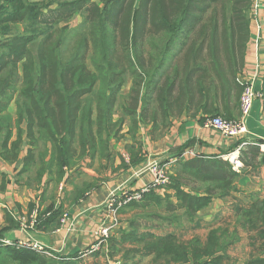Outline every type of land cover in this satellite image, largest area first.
I'll use <instances>...</instances> for the list:
<instances>
[{
    "label": "trees",
    "instance_id": "obj_1",
    "mask_svg": "<svg viewBox=\"0 0 264 264\" xmlns=\"http://www.w3.org/2000/svg\"><path fill=\"white\" fill-rule=\"evenodd\" d=\"M251 5L252 0H0V157L15 163L26 144L19 176L39 163L37 180L49 174L59 184L83 159H111L110 143L127 119L136 139L140 124L156 129L191 108L213 116H220L222 104L230 110L243 90L238 79L251 39ZM77 16L80 26L63 35L60 25ZM13 103L15 120L8 112ZM143 157L133 155L131 163ZM243 164L255 170L264 165V154L256 148ZM180 166L171 191L160 196L152 190L132 206L178 212L193 221L216 196L237 200L241 173L229 161L195 157ZM96 186L76 193L82 197ZM233 209L249 240L242 264H264V200L238 201ZM56 216L52 212L47 220ZM11 218L9 224L16 225ZM131 228L122 241L111 240L113 250L129 244L138 248L137 256L171 264H237L227 255L230 243L218 237L221 230L211 231L205 242L183 244L174 233L141 232L136 222ZM0 264L70 263L7 247L0 249Z\"/></svg>",
    "mask_w": 264,
    "mask_h": 264
},
{
    "label": "crops",
    "instance_id": "obj_2",
    "mask_svg": "<svg viewBox=\"0 0 264 264\" xmlns=\"http://www.w3.org/2000/svg\"><path fill=\"white\" fill-rule=\"evenodd\" d=\"M76 18L82 21L80 16ZM249 20L251 39L246 51L244 71L248 74L251 73L256 60L259 59L263 76L257 82L256 90L263 92L264 19L261 22V46L257 56L253 45L256 27L252 22L251 12L249 13ZM239 103L240 97L235 105L231 104L228 111L222 104L219 107V115L225 119L227 117L238 119L240 117ZM208 117L214 116L202 109L191 108L190 111L185 110L178 116L170 117V126L165 129L161 125L155 129L153 125L140 124L136 139L128 133V128L123 127L119 138L113 139L110 143L111 163L107 165L105 162V166H108L105 172L107 173L106 177L102 178L92 168L95 166V162L99 161L98 157L95 160L87 159L85 160L86 164L84 163L86 167L81 169V173L85 176L84 182L93 183L97 181V186L80 197L76 192L84 188L73 187L69 189V183L74 182L75 175L72 174L70 181L65 185L68 188L67 194L62 200L53 203H46V200H41L31 191H24V187L20 185L19 173L23 168V161L26 156V144H24L20 158L15 163H8L0 157V239L11 243L36 242L45 246L53 256L40 255L47 258H62L68 263L78 260L76 259L78 254L81 255L97 242L95 232L107 214L104 203L109 194L119 188L138 190L148 185L151 182V175L143 169L151 160L165 162L175 159L181 162L201 157L229 161V158L233 157L242 164V167L236 170L241 173V177L236 182L239 192L234 194V198L237 201H242L245 205L252 200H264V165L253 170V168L245 167L243 164L244 161L251 162L253 150L259 149L255 144L264 143V98L255 102L252 113L246 120L249 132L246 136L236 139L225 138L218 131L203 126ZM138 147L141 149L139 150ZM138 151L140 153L135 156ZM259 152L263 153L260 149ZM133 155L135 159L144 157L138 160L136 164H132ZM258 162L259 159L256 160L255 164ZM233 205L232 202L225 204L214 199L207 208L209 210L207 213H210L215 220L213 223L211 220L209 221L211 223L205 222L212 226L219 217L223 219L225 216H233ZM35 206L40 207L41 213L53 206V209L47 212H58L59 216L49 221L46 220L34 229H24L21 219L26 218L28 220L31 214L30 210ZM207 210L205 209V213ZM65 213L69 215V221L64 227H61L60 220ZM10 216L16 225L9 224L8 218ZM5 228L9 229L5 230ZM7 247L13 246L0 245V249ZM246 253L248 254L249 251Z\"/></svg>",
    "mask_w": 264,
    "mask_h": 264
},
{
    "label": "rangeland",
    "instance_id": "obj_3",
    "mask_svg": "<svg viewBox=\"0 0 264 264\" xmlns=\"http://www.w3.org/2000/svg\"><path fill=\"white\" fill-rule=\"evenodd\" d=\"M31 1H34V0H31ZM81 23L82 21L80 19L78 20L75 17L70 22L66 24H61L60 28L62 29L63 35H65L66 31L69 33L71 30H76L78 26H80ZM15 33H18V31H15ZM75 41L76 40L74 39L70 40L69 42L71 43L70 45H74ZM68 53L70 52L66 51L63 54L66 55ZM90 56L91 54L89 53L87 57V65L92 69V61L90 59ZM129 87L130 86H128L127 84V87L124 90L125 93L129 89ZM15 100H17V97L15 98ZM17 111H18L17 105L13 103L10 106L8 112L10 113L12 117H14L13 118L14 120L16 119ZM214 117H221V116H214ZM227 120H236V119H227ZM163 121L164 119L162 120V122H160L161 124H159V125H162L161 126L162 128L165 129L170 126L169 125L171 122L170 119L165 120L164 123ZM124 127L130 129V122L128 119L126 120ZM44 146L45 144L43 141H40L38 143V151L40 150L41 151L40 153L42 154H44ZM98 159L99 161L98 160L97 161L99 163L95 162L96 164L92 168H94L96 172L102 176V178H105L107 174L105 173L107 170L106 167H108V166H105V162L108 165L111 163V160L110 158H107L106 156H104V154L102 156L99 155ZM45 161H48V159L45 158ZM153 161L154 160H151L146 165V167L143 169V171L147 169L148 165L151 164ZM184 161H188V159ZM184 161H181V162H184ZM165 162L166 164L168 163L167 176L169 177V182L166 185H163L154 190L160 196L164 195L166 191L169 190L168 188L171 185L172 177L176 175L177 171L181 167L180 166L181 162H178L175 159L168 160ZM84 163H85V160L83 159L79 164H77L75 170L67 171L66 177L59 184H57L56 182H53L54 180H51V177L49 174H46L42 178L41 181H38L37 180V169L39 166V163H38V166L34 167L31 172L26 173V175L20 176L19 178L20 185L24 187L23 189L24 191H31V193H34V195L36 197H39L41 200H46L45 201L46 203H53L57 200H62L64 195L67 194V189H68L66 188L65 185L67 182L70 181L72 174L75 175V177H74V182L69 183V189L73 187L77 189L79 188L83 189L87 184L88 185L98 184L97 181H94L93 183L84 182L85 176L81 173V169L86 167L85 165L86 163L85 164ZM199 187H202V186H199ZM120 189L121 188H119L117 191L111 192L108 196V199L104 203L105 209H108L110 206V200L114 198L115 207H113V210L115 211V213H112L111 217L109 215V219L106 224L107 226L114 225V228L108 233L106 237H103V238L97 237L96 232H95V236L97 238V242L95 243V245L91 246L84 253H81V255L78 254L76 258L78 260L70 264H171L166 259H160L159 261H155V258L151 256H148V257H142L140 255L137 256L134 252L137 251L138 248L131 246L129 244H125L123 246L120 245L119 247L117 245L116 249L114 250L112 249L111 240L122 241L126 233L132 231L131 223L133 222H136L139 225L140 227L139 230L141 232L150 231L156 235L174 233L177 236L180 243H183V244H188L190 241H192L195 238H198L202 240V242H205L211 231L221 230L220 233L218 234V237H220V241L226 240L228 243H230L229 245H227V249H226L227 255L230 258H232L237 264H242L246 260V257L248 255L246 252L249 251L248 250L249 248L248 247V241H249L248 234L245 230L242 229V227L238 223V218L235 215L234 209H233V212H234L233 216H229V217L225 216V218L223 217V219L219 217V219L217 218L218 220H216V222L211 226V224L209 223L211 222L213 223L215 219L214 217L212 218L210 213H207L209 211L207 209H206L207 210L206 213L204 210L193 221H188L185 218L181 217V213H178V212L173 214V213H166L163 210H159L156 208L144 209V207L132 206L133 204H136V203H142L144 198H142L138 202L134 201V202L124 205L122 200H124L126 197L124 198V196H121L118 194V191ZM169 191H171V189ZM234 194L235 193H233V197L235 196ZM214 199L222 201L225 204L226 203L228 204V202H232L235 205L238 202L237 200L235 201L234 199H232V197L220 198V196H216ZM120 203L122 205L118 207ZM30 211H31L30 212L31 214L33 211L39 212V215L41 214L40 207L38 206L33 207V209H31ZM30 216L28 217V220L26 218L21 219V224L24 229H27V228L34 229L38 227L40 224L45 222V221L44 222L40 221L38 225L34 226V224H32V220ZM174 216L178 218L173 221L169 220L171 218H174ZM107 217H108V214L105 215V217L102 219V222L100 223L99 227L101 226V224L103 223V221H105ZM210 220L211 222H209ZM205 221H208L209 223ZM60 224H61V227H64L67 223L62 225V223L60 222ZM30 243L35 244L36 242H30ZM99 243L101 244L98 246ZM36 244H39V243H36Z\"/></svg>",
    "mask_w": 264,
    "mask_h": 264
},
{
    "label": "built area",
    "instance_id": "obj_4",
    "mask_svg": "<svg viewBox=\"0 0 264 264\" xmlns=\"http://www.w3.org/2000/svg\"><path fill=\"white\" fill-rule=\"evenodd\" d=\"M251 19L256 27V37L254 41L255 53L256 56L259 54L260 46H261V22L264 19V0H252L251 5ZM263 76L261 64L259 59L256 60L253 70L251 73H246L245 71L240 75L238 81L242 85L243 90L240 97V117L236 120H227L222 117H208L205 119L203 126L208 129H212L218 131L223 137L228 139H236L239 137L246 136L248 132V128L246 125V120L250 117L254 104L257 100L263 99V93L258 92L256 90V84ZM261 152L264 153V143H257L255 144ZM229 161L233 164L234 170H238L242 167L241 162L233 157L229 158ZM167 165L166 162L162 161H153L151 164L148 165L146 172L151 175V182L146 185L145 187L138 189V190H127V189H120L118 194L124 196V200H122L123 204L126 205L131 202H138L142 198H144L145 194L149 193L152 190H155L163 185H166L169 182V177L167 176ZM132 193V194H131ZM116 195V194H115ZM113 195V196H115ZM122 204L120 203L118 207ZM114 205V198L110 200V206L107 209L108 217L103 221L101 226L96 231L97 237H106L108 233L114 228V225L107 226V221L112 216V213H115L113 210ZM41 213V211H40ZM52 212L41 213L33 211L31 214L32 224L34 226L38 225L41 222L46 221ZM106 214V215H107ZM30 220V221H31ZM69 220V215L65 213L61 218L62 225L66 224ZM27 222V221H26ZM101 243L98 244V246ZM1 246H13V247H20L24 249H29L33 252L44 254L47 256H53L49 250L39 244L34 243H11L6 240L0 239Z\"/></svg>",
    "mask_w": 264,
    "mask_h": 264
}]
</instances>
